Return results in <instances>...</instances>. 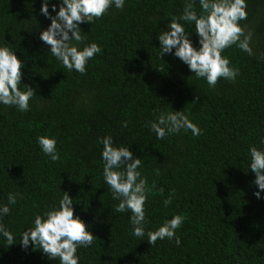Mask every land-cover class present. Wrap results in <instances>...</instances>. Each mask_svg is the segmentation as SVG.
Returning <instances> with one entry per match:
<instances>
[{
	"label": "trees",
	"instance_id": "16d2710c",
	"mask_svg": "<svg viewBox=\"0 0 264 264\" xmlns=\"http://www.w3.org/2000/svg\"><path fill=\"white\" fill-rule=\"evenodd\" d=\"M189 2L125 0L123 9L82 22L83 44L95 42L101 52L80 74L63 68L40 41L51 23L40 12L42 0H0V46L23 62L18 87L34 92L25 112L0 105V204L17 194L0 220L14 236L12 245L0 238V264H59L19 242L62 191L94 235L89 247L78 248V264H264V190L248 168L249 148H264V0H246L247 18L239 22L251 34L252 54L226 48L222 55L238 75L211 88L179 58H159L158 32ZM193 7L199 13L198 0ZM49 12L55 15L51 4ZM185 27L199 47L194 25ZM169 111H183L200 134L182 130L157 140L146 124ZM38 136L55 138L58 160L40 151ZM104 136L141 159L150 189L145 231L184 217L179 246L175 237L152 246L146 236L133 237L130 213L114 211L118 201L102 176Z\"/></svg>",
	"mask_w": 264,
	"mask_h": 264
},
{
	"label": "clouds",
	"instance_id": "9594fccd",
	"mask_svg": "<svg viewBox=\"0 0 264 264\" xmlns=\"http://www.w3.org/2000/svg\"><path fill=\"white\" fill-rule=\"evenodd\" d=\"M195 2L197 0H190L185 4L179 17L170 16L167 31L162 29L158 32L159 58L164 54L179 58L197 79L203 78L210 88L215 87L218 78L235 80L238 70L230 67L228 58L222 53L235 45L241 51L252 54L251 34H245L239 23L247 18L246 0H198L199 13L193 7ZM49 4L54 16L49 12ZM124 4L125 0H58V3L42 0L40 12L51 23L40 32L39 39L48 46V51L63 68L83 74L88 61L101 52V47L95 42L83 44L84 36L79 25L82 22L92 24L110 7L123 9ZM185 25L191 29L194 25L199 47L193 45L189 38L192 33L186 30ZM22 67L23 62L15 51L0 46V105L14 106L18 111L25 112L29 110V101L34 92L27 85L23 90L18 87L22 84ZM146 126L157 140L182 130L190 131L192 136H198L201 132L183 111L162 112ZM98 142L103 146L100 153L103 182L112 200L118 201L114 211L130 213V234L141 239L146 236L151 246L158 239L172 241L175 237V243L179 246L181 241L176 230L183 223L182 215H174L155 230L145 231L144 205L150 189L146 188V180L138 170L141 159L135 157L128 146L114 145L111 136H104ZM36 143L51 161L59 159L55 138L38 136ZM260 144L264 145V137H261ZM249 156L248 168L255 174L253 183L259 190H264V148L250 147ZM62 192L56 206L34 216L21 233L19 243L24 248L31 244L34 249L46 254L48 259L58 260L59 264H78V248L89 247L94 235L79 215H74L73 199L67 192ZM254 195L259 199L261 192L257 191ZM16 202L17 194L9 193L7 204H0V220L9 214V205ZM170 203L171 195L163 201L165 206ZM0 238L7 245L14 243L13 234L2 223Z\"/></svg>",
	"mask_w": 264,
	"mask_h": 264
}]
</instances>
